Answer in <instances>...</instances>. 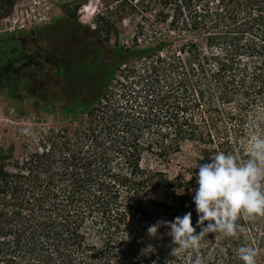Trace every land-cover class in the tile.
<instances>
[{"label": "trees", "instance_id": "obj_1", "mask_svg": "<svg viewBox=\"0 0 264 264\" xmlns=\"http://www.w3.org/2000/svg\"><path fill=\"white\" fill-rule=\"evenodd\" d=\"M16 1L0 0V18ZM86 1L62 0L65 18L34 39L57 60L87 66L64 76L90 98L69 101L67 112H85L71 135L50 128L13 170L0 164V264H243L241 246L264 264V215H238L233 236L208 233L178 257L165 228L147 233L186 212L195 226L199 164L217 152L243 163L248 139L264 136V0H99L135 18V42L153 22L168 32L103 48L75 20ZM184 143L195 164L170 174L163 167Z\"/></svg>", "mask_w": 264, "mask_h": 264}, {"label": "rangeland", "instance_id": "obj_2", "mask_svg": "<svg viewBox=\"0 0 264 264\" xmlns=\"http://www.w3.org/2000/svg\"><path fill=\"white\" fill-rule=\"evenodd\" d=\"M120 10L118 3L107 5L99 0H87L76 10L75 20L96 32L102 48L105 41L109 45L144 46L167 35L161 24L153 22L146 25L144 35L135 42V18L122 17ZM64 18L62 0H17L10 15L0 18V164L6 170H13L10 165L20 164L25 156L40 150L41 139L50 128L67 129L71 135L85 120L84 109L66 110L72 98L90 97L69 85L64 73L87 66L57 60L34 43L37 34ZM184 38L193 36L183 35L179 39ZM101 57L108 59L109 52ZM118 75L116 71L111 86ZM9 93L17 98H4ZM195 156L194 146L184 143L163 168L170 174L181 168L188 170L194 166ZM191 192L195 193V189ZM155 194L159 196L160 192ZM2 196L0 191V206Z\"/></svg>", "mask_w": 264, "mask_h": 264}, {"label": "clouds", "instance_id": "obj_3", "mask_svg": "<svg viewBox=\"0 0 264 264\" xmlns=\"http://www.w3.org/2000/svg\"><path fill=\"white\" fill-rule=\"evenodd\" d=\"M246 151L248 159L243 163H237L232 155L217 152L210 162L199 164L192 196L197 214L195 226L192 213L186 212L171 221L157 220L148 226L147 233L156 236L159 228H165L163 235L170 237L171 244L175 245L171 255L178 257L187 250L198 249L208 233L233 236L238 215H264V188L261 185L264 180V136H251ZM236 251L243 264H256L254 248L241 246ZM192 264H202L199 256Z\"/></svg>", "mask_w": 264, "mask_h": 264}, {"label": "crops", "instance_id": "obj_4", "mask_svg": "<svg viewBox=\"0 0 264 264\" xmlns=\"http://www.w3.org/2000/svg\"><path fill=\"white\" fill-rule=\"evenodd\" d=\"M1 91L3 92V90H1ZM4 98H17V97L15 95H11V93H9L8 95H5Z\"/></svg>", "mask_w": 264, "mask_h": 264}]
</instances>
